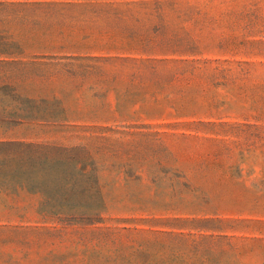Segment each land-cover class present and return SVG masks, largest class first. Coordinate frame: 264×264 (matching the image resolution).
I'll list each match as a JSON object with an SVG mask.
<instances>
[{"label": "rangeland", "instance_id": "374dc122", "mask_svg": "<svg viewBox=\"0 0 264 264\" xmlns=\"http://www.w3.org/2000/svg\"><path fill=\"white\" fill-rule=\"evenodd\" d=\"M0 264H264V0H0Z\"/></svg>", "mask_w": 264, "mask_h": 264}]
</instances>
